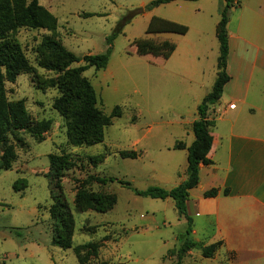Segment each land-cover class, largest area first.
Wrapping results in <instances>:
<instances>
[{"label":"rangeland","instance_id":"1","mask_svg":"<svg viewBox=\"0 0 264 264\" xmlns=\"http://www.w3.org/2000/svg\"><path fill=\"white\" fill-rule=\"evenodd\" d=\"M152 1L37 0L56 19L55 31L23 27L14 34L32 71L5 84L7 99L23 101L33 121L49 120L51 128L42 142L25 133L18 134L21 145L11 140L15 162L11 170L0 171V264H175L186 222L170 199L138 197L133 190H169L186 179V153L174 150L173 142L190 143L181 123L197 118L196 106L216 78V60L209 62L208 56L204 75L190 85L178 76L173 61L177 55L168 61L170 45L183 35L145 31L152 17L176 20L188 28V38L197 24L204 31L202 41L216 44L213 34L223 0L175 1L130 18ZM46 37L79 59L110 49L104 70L89 68L81 75L91 84L104 115L110 116L115 108L120 113L104 129L102 143L69 144L63 117L53 109L59 92L51 85L61 74L40 67V62L57 63L43 48ZM148 41L160 46L158 56L142 55ZM83 65L73 63L68 69ZM208 118L212 120V114ZM121 152H134L136 157L123 159ZM50 155L64 156L70 163L60 182L74 220L72 246L67 250L51 245L48 208L56 190L47 176ZM102 179L106 184L97 181ZM78 191L108 198L113 204L104 205V211L80 213L74 207ZM78 246L87 247L76 255ZM182 264L216 261L192 250Z\"/></svg>","mask_w":264,"mask_h":264},{"label":"trees","instance_id":"2","mask_svg":"<svg viewBox=\"0 0 264 264\" xmlns=\"http://www.w3.org/2000/svg\"><path fill=\"white\" fill-rule=\"evenodd\" d=\"M175 1L196 2L198 0H155L146 5L143 9L133 12L130 18L141 14L143 11H151L161 5H167ZM237 0H224L220 10V21L216 29V38L218 41V58L216 61V78L211 91L203 97L196 109L197 119L191 125L194 140L186 148L182 142H176L174 150H187L186 157V179L178 186L165 190L158 187H152L146 191L133 190L138 197L166 200L173 202L176 213L180 219L186 222V229L182 236V244L176 251L175 264H182V259L192 250L199 251L204 259L213 258L220 243L203 246L191 238L192 223L187 215L186 202L189 192L194 189L199 182V167L210 165L207 155L211 148L212 138L210 130L214 123L209 120L211 108L219 101L224 86L229 82V76L226 73V63L228 58V35L226 26L228 23V12L234 8ZM26 27L28 29H46L55 31L56 19L42 6L37 0L26 3L25 0H0V171H9L15 162L16 154L11 140L17 145L22 141L18 134L25 133L32 139L42 142L44 136L51 128V121L45 120L35 122L26 112L23 101L10 102L7 99L5 89L6 83H13L16 78L32 71L27 58L21 46L13 39L18 29ZM187 27L177 23L152 17L146 28L147 35L153 34H177L185 35ZM115 32L107 40L110 45ZM43 48L55 56L57 63L42 64L40 67L56 71L61 74L57 81L51 85L59 92V97L53 103V109L59 113L64 120L68 142L73 147L87 146L91 147L102 143L104 129L111 125L112 118L120 115L115 108L110 116H106L98 108V100L91 84L81 75L89 68L100 71L108 65L110 49L105 53L95 56H84L81 59L76 58L66 51L57 42L50 37L43 40ZM169 51H173V45H170ZM160 46L150 41L146 42L142 49V55L158 56ZM170 54V53H169ZM168 54V55H169ZM83 62L84 65L77 69H68L73 63ZM60 64V65H59ZM123 159H134V152H121ZM49 170L47 176L51 184H54L56 190L55 201L48 208V214L51 221L52 239L51 245L60 249H70L72 246V233L74 220L71 210L60 192V182L63 178V172L69 168L70 163L64 156L50 155ZM99 183L106 184V180H97ZM112 183L113 179H108ZM124 186L127 183L119 182ZM24 186L22 189H25ZM15 192L20 190L14 187ZM223 194H227L224 191ZM217 196V191L211 189L203 193L204 198H213ZM109 203V204H108ZM111 206L113 202L108 198H102L82 191L76 192L74 198L75 209L82 213L88 209L104 211V205ZM87 246H78L74 248L76 255L80 249ZM79 260H81L79 258ZM80 262V261H79Z\"/></svg>","mask_w":264,"mask_h":264},{"label":"crops","instance_id":"3","mask_svg":"<svg viewBox=\"0 0 264 264\" xmlns=\"http://www.w3.org/2000/svg\"><path fill=\"white\" fill-rule=\"evenodd\" d=\"M219 21L220 15L213 34L216 44L202 41L204 31L197 24L191 38L188 30L172 43L168 61L177 55L178 76L190 85L204 75L208 56L209 62L217 61ZM226 30L230 79L211 108V163L199 167V182L189 192L186 209L192 240L203 246L220 243L212 258L216 264H264V0H237L228 12ZM196 119L181 123L190 143L178 140L186 148L194 140L191 125ZM211 189L217 196L204 198Z\"/></svg>","mask_w":264,"mask_h":264}]
</instances>
